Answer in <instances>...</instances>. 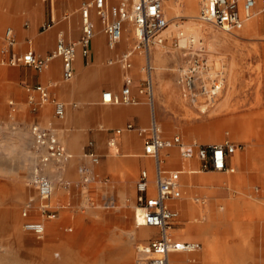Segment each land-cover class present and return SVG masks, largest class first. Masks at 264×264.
Instances as JSON below:
<instances>
[{
	"label": "crops",
	"instance_id": "crops-1",
	"mask_svg": "<svg viewBox=\"0 0 264 264\" xmlns=\"http://www.w3.org/2000/svg\"><path fill=\"white\" fill-rule=\"evenodd\" d=\"M93 1L0 0V49L5 47L4 34L9 29L14 41L12 54L21 57L32 50L41 58L51 55L59 40L67 44L79 40L81 9ZM109 4L114 2L109 0ZM91 21L95 37L88 56L77 55L68 81L62 80L60 59L52 60L42 73L27 66L0 64V140L4 152H13L18 158L29 156L31 174L36 155L29 128L37 125L52 130L72 156L62 169H45L55 199L54 206L49 207V214L55 215L49 220L50 242L42 249L45 256L50 255L49 264H129L139 237L150 233L149 241L156 236L149 229H139L132 217L139 173L151 168L137 133L147 128L152 118L146 97L138 93L144 80L142 59L139 54L134 57L135 45L131 69L124 70L118 60L130 50V28L125 25L124 33L128 34L124 42L109 49L93 11ZM253 22L258 38L231 40L221 54L226 69L218 107L249 109V121L243 123L261 128L253 132L240 121L234 126L230 121L219 125L222 130L229 128L232 137L240 140V149L227 159V167L234 172H200L199 162L181 161L176 149L165 153V169L183 172L181 189L185 190V198L182 191L181 200L174 204L180 215L174 236L182 242L200 244L197 253L202 251L197 262L185 264H264V13H258ZM156 53L160 60L163 54ZM127 78L137 104H102V94L118 96ZM157 78L152 92L155 120L160 117L155 101L167 102L163 94L169 81L167 74ZM37 86L47 88L51 98L64 105L62 119L54 116L50 104L35 112L30 110L28 98L37 100L38 95L28 88ZM86 153L93 154L98 164L93 165ZM80 168L88 175L87 184L82 183ZM84 195L86 200H82Z\"/></svg>",
	"mask_w": 264,
	"mask_h": 264
},
{
	"label": "built area",
	"instance_id": "built-area-1",
	"mask_svg": "<svg viewBox=\"0 0 264 264\" xmlns=\"http://www.w3.org/2000/svg\"><path fill=\"white\" fill-rule=\"evenodd\" d=\"M94 0L87 3L81 9V37L74 43H65L59 40L53 53L45 58L36 56L32 50H28L19 57L12 54L14 41L11 30L4 34L5 47L0 51V64L2 66H27L37 73L44 72L50 62L60 59L62 62V80L68 81L72 77V65L80 54L86 58L89 47L95 37L94 26L91 21V12L99 20L103 35L109 49H115L121 42L124 27L130 24L135 33V51H139L145 58L142 68L145 79L138 93L144 95L151 107L152 118L147 128L137 130L143 139V156L151 162V168L140 171L135 186V207L140 211V219L134 215V222L138 228H146L156 231V236L148 243L137 248V257L134 264H170V256L175 254H194L200 251L201 246L194 242H182L175 238L174 228L179 222V212L174 204L181 200V176L182 171L165 169L164 152L176 149L178 158L183 162H199L200 172H229L233 168L227 167V159L234 155L239 149L237 145L229 140L222 144L197 145L185 144L179 136L165 138L161 128L157 124L153 111V73L151 62V50L158 45L164 44L162 33L168 28L169 20L166 17L164 3L169 0ZM176 1V0H175ZM183 1V0H177ZM198 20L216 30L225 33L240 30L245 23L258 13H264V0H197ZM132 50L123 53L118 63L124 70L131 69L130 58ZM196 70H192L195 72ZM192 84V83H190ZM218 86H214L213 90ZM33 91L38 99L28 98V104L32 112L48 104L52 105L54 116L57 119L64 117V105L51 98L47 88L37 86L28 88ZM205 90L203 89V92ZM101 103L105 105H132L137 101L131 96V80L125 79L124 87L118 96L111 92H105L101 96ZM127 129L133 130L132 126ZM33 142V151L36 155L34 165L30 174V185L34 188L38 199L42 202L38 214L52 220L55 215L49 214L48 205L54 188L52 181L45 174V169L53 167L62 169L72 159L59 143L56 135L50 129H43L37 125L29 128ZM119 133V132H117ZM93 165L98 164V159L91 153H86ZM193 173L195 171H189ZM82 183L89 182L88 175L83 168L78 170ZM31 204H27L22 212V229L38 240L45 235L44 225L33 219Z\"/></svg>",
	"mask_w": 264,
	"mask_h": 264
},
{
	"label": "rangeland",
	"instance_id": "rangeland-1",
	"mask_svg": "<svg viewBox=\"0 0 264 264\" xmlns=\"http://www.w3.org/2000/svg\"><path fill=\"white\" fill-rule=\"evenodd\" d=\"M176 2L179 3L177 0ZM256 16L257 14L245 23L240 30L231 33H225L206 25L207 34L202 37L203 39L192 45L191 49L185 50L174 41L189 23L188 19L182 18L176 20L177 27L170 36L171 43L160 48L163 51L162 58L160 60L155 58L156 46L151 50V62L154 68L153 85L157 87V77L159 75L167 74L169 80L166 84L168 86L166 88L167 92L163 94V96H166L167 102L155 101L156 114L157 112L160 113V117L157 116L156 119L157 124L165 138L179 136L188 145H219L225 140L240 145V140L238 141L232 137V131L229 128L223 130L220 128L222 138L220 141L215 140L219 125L223 121H230L233 126L240 121L247 130L253 132L261 130L258 125L243 123L249 121L246 119L249 115L247 114L249 109L218 107V101L222 99V91L224 90L222 87V80L224 79L222 74L226 69L225 57L221 55L222 51L231 40L258 38L253 22ZM171 22L173 20H170ZM126 27L127 30L130 28L133 33L130 24H126ZM127 34V32L124 33L121 43L124 42ZM215 35H217V38H215ZM130 40L131 46L129 49L131 50L136 45V40H133L132 37ZM138 54L141 56V68H143L142 54L136 51L134 57L139 56ZM192 70L196 71L192 72ZM190 83H194L196 88L190 87ZM214 86H218L220 90L216 92V96H211ZM199 107H205V113H202ZM2 115L3 111L0 110V116ZM168 152H164L162 158H165V153ZM3 153L6 154L5 158ZM5 162L7 165H4ZM32 163L29 156L28 158H18L13 152L12 154L4 152L3 143L0 140V264H49L51 260L50 255L45 256L42 250L50 242L51 221L40 218L38 214L42 202L30 185L29 173ZM188 176L191 177V175ZM182 191L183 198H185L184 190ZM193 198H198V196H193ZM52 200H55L54 195L44 205L46 204L50 208L53 207ZM82 200H86V195L83 196ZM29 203L32 207L33 219L42 222L45 226V237L42 240L25 233L22 229L23 219L21 215ZM134 208L135 202L133 203V218ZM151 231L156 232L155 230ZM149 235L150 233H143L139 237L140 242L137 248L148 243ZM137 248L129 264H134ZM201 252L188 255L175 254L170 256L169 261L170 264H185L186 261L193 260L197 262V257Z\"/></svg>",
	"mask_w": 264,
	"mask_h": 264
},
{
	"label": "bare ground",
	"instance_id": "bare-ground-1",
	"mask_svg": "<svg viewBox=\"0 0 264 264\" xmlns=\"http://www.w3.org/2000/svg\"><path fill=\"white\" fill-rule=\"evenodd\" d=\"M168 2V3H167ZM164 3V10L166 13V16L168 20H173V22L169 23L168 28L162 33V37L164 39V44L156 46V52L163 54L161 47L165 46V41L170 40V36L175 32L177 27V21L179 19L185 18L189 20V23L184 27L183 32L179 33V37L174 40L176 41V44L182 48V49H191L192 45L200 42L202 37L206 35V24L201 23L198 20V5L196 3V0H183L176 2L175 0H169ZM131 37L133 40L135 39V33L133 30V33L131 32ZM215 38H217V35H215ZM136 40V39H135ZM170 42V41H169ZM157 54V53H156ZM156 58V56H155ZM187 70V69H185ZM192 88H196V85L194 83L189 85ZM220 90L219 87L217 89L211 91V96H216V92ZM154 96H155V90H154ZM184 101V100H183ZM220 104V103H219ZM195 107V106H194ZM218 108V107H217ZM199 110L202 113H205L206 108L205 107H199ZM155 114V113H154ZM189 116V115H188ZM192 116V114H191ZM225 125V123H224ZM221 129H218V134L215 137L216 141H220L222 136ZM203 142L205 140H202ZM149 162V161H148ZM191 169V168H190ZM55 174V173H54ZM191 178V177H189ZM184 190V189H183ZM185 192V190H184ZM18 202V201H17ZM135 214L138 219H140V211L135 207ZM15 219V217H14Z\"/></svg>",
	"mask_w": 264,
	"mask_h": 264
}]
</instances>
